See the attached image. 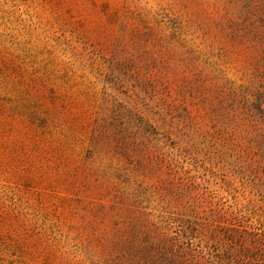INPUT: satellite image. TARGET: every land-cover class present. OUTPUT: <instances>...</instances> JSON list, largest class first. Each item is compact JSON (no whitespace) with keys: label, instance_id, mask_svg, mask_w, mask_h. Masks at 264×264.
I'll use <instances>...</instances> for the list:
<instances>
[{"label":"rangeland","instance_id":"rangeland-1","mask_svg":"<svg viewBox=\"0 0 264 264\" xmlns=\"http://www.w3.org/2000/svg\"><path fill=\"white\" fill-rule=\"evenodd\" d=\"M192 10L171 0H0V264H101L123 227L107 191L116 174L154 219L166 212L151 186L179 177L199 210L264 233V169L243 161L247 141H226L210 112L217 96L190 88L194 71L173 40L172 20ZM183 38L193 50V32ZM202 59L237 78V61ZM95 119L112 135L125 128L127 144L99 137L91 150Z\"/></svg>","mask_w":264,"mask_h":264},{"label":"trees","instance_id":"trees-1","mask_svg":"<svg viewBox=\"0 0 264 264\" xmlns=\"http://www.w3.org/2000/svg\"><path fill=\"white\" fill-rule=\"evenodd\" d=\"M171 1L181 12L193 9L185 12L189 19H181L178 24L172 20L173 40L185 49L181 61L194 71L190 88L217 96L218 103L211 106L210 112H216L215 122L221 120L220 129L226 141L231 142L230 136L242 139L236 143L238 146L247 141L240 147L244 150L243 161L250 165L255 161L262 166L260 170L264 169V0ZM191 12L200 13L201 18L197 20ZM189 32L197 40L193 50L183 38ZM201 58L204 62L213 59L219 66L237 61V78L227 76L221 69L210 72L198 63ZM207 64L212 66V62ZM93 122L91 140L95 144L90 146L91 150L96 151L99 137L107 139L101 144L103 147L107 144L117 150L127 144L128 140L120 134L125 128L113 131L112 135L103 123L97 119ZM144 124L149 130L154 129L150 121L144 120ZM165 166L170 175L174 167L168 159ZM254 171L251 167L250 173ZM255 175L258 174L252 176ZM114 176L120 183H112L107 191L111 205H117L122 214L123 227L116 226L118 231L114 239L110 237L101 264H264V233L225 224L222 212L215 207H209V214L199 210L197 200L188 193L190 188L180 185L181 178L167 177L164 185L151 186L162 201L160 210L166 212L154 219L142 209L133 192L123 188L122 183L126 185L128 181L118 174ZM182 199L188 200L182 208H169L172 201L179 207ZM195 238L199 241L195 242Z\"/></svg>","mask_w":264,"mask_h":264}]
</instances>
